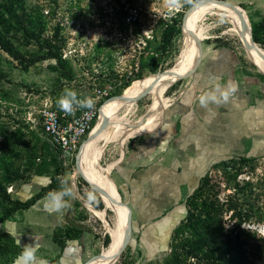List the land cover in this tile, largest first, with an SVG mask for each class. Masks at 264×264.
<instances>
[{"label": "rangeland", "instance_id": "374dc122", "mask_svg": "<svg viewBox=\"0 0 264 264\" xmlns=\"http://www.w3.org/2000/svg\"><path fill=\"white\" fill-rule=\"evenodd\" d=\"M224 1L236 5L238 9L242 10L245 15L248 16L250 20V24L247 20L249 31L250 25L253 26L254 23L258 22L255 21L256 18L253 15L254 11H251L247 6L243 5L242 0ZM133 2L145 11L147 20L150 21V19L156 16L161 18L157 26L158 28L162 22L166 23L171 20L182 19V32L181 35L174 40L173 46L166 54L161 52L160 42L157 39L150 42L149 46L144 51H148L147 54L150 55L149 58H147L144 53L139 55V47H143V45L138 43L139 41L135 45L129 46V54L126 61L120 59L118 63V65H120L123 69L122 73H128V71L131 70V66H134L138 59L141 61L142 71H140L135 80L130 82L131 85L127 89L122 88V93L119 95H124L125 99L120 97L114 98L109 108L106 109L107 113L102 114V118L96 126L100 125L93 132L94 134L89 137L88 148L96 134L102 131L115 130L116 123H118L119 120L121 122L124 121V123L131 124L140 120L144 122L146 121L148 118L146 117L147 114L150 113L152 109L155 110L153 106L154 98L152 96L154 83L164 72L172 68L178 71L181 65L180 59L185 44L184 34L187 28H184L183 31V27L186 26L184 25L185 16L187 15L188 17V15L195 9L197 12L202 8L210 6L208 3L214 1L191 0V2H188V0H181L182 6L178 9L170 7L167 0H133ZM204 2L208 5L201 6L200 4ZM79 3L81 4L82 1L79 0ZM26 7L28 12H31V15L29 14L30 17L34 18L35 22L32 27L34 30H37L41 41L47 42L52 46H56L60 56L64 46L66 30L60 27V22L56 23L52 17L45 15L41 11L40 7L36 6L35 8L32 0H27ZM101 14L102 17L107 16L104 9ZM203 26L208 29V36L202 38L200 41L203 43L205 51L207 48H213L215 50L233 52L235 55L242 57L249 67L262 73L261 78L264 80V72L260 71L257 65L249 58L241 39L233 33L234 27L228 19L218 15L208 16L204 21ZM12 43L13 48L27 58H40L45 54L44 51L39 49L37 44L27 43L22 36L12 38ZM95 48H100L96 52V60L89 64L84 62L86 67L91 69L93 66L101 71L106 69L112 71L116 66V61L113 56H116V52L118 50L112 49L110 51V46H97ZM132 51L136 52L134 53ZM131 53L132 55H135L134 58L131 57ZM122 55H124V53ZM106 56L110 58L109 61H105ZM79 63L80 62H77L76 66L79 67ZM54 65L55 60H45L35 64L33 67L29 68V70L23 71L18 67L16 62H13L12 58L8 54L0 49V144L1 146L5 144L10 146V151L8 153L9 156L2 161L0 157V179H3L4 175L10 171L11 176H13V178L18 177V179L15 181L16 183L8 185V192L15 195L17 190L21 189L23 193L21 195V199L28 200L31 196H33V194L37 193L40 188L50 184L51 178L57 168L62 170L59 177H67L68 186L73 190V195L65 198L68 201L69 206L61 210L59 213H53L54 216L51 214V216H49V220L45 216H41L36 210L18 212L20 214L15 217V222H17L20 230L24 234L29 235L30 243L33 238H39V236L43 235V237L41 236L42 239L47 241V238L50 237V239L57 244L60 249L59 251H62L63 248L60 243L65 241L67 244L69 242L66 235H69L70 233V235L76 236L75 231L69 229L67 225L64 224L68 219V215H66V213L70 214L69 211L72 209L76 214V216L72 218V220H74L73 223L80 227V229H83L84 226L85 231L89 232L88 234L91 235L90 240L87 242V246H89V249L91 248L92 252L90 255L92 258L100 255L105 249H107L112 240L105 227V219L102 220L92 211L93 209L106 212V201L102 195H99L92 189V187L81 177L78 171V168H80L81 158H83L85 162L83 166L87 168L89 175L93 178L95 183L99 185L97 179L92 173L90 164L86 162L87 153L84 154L83 152L80 157V152L75 158L64 161L51 148L48 140L42 134L38 133V129H32L30 127L32 124L27 122L28 112L33 109L32 106L38 104V100L35 99L36 96H42V94L43 96H47L53 93L60 96L63 92L60 90V84L62 82H57L59 79L58 72L53 68ZM68 65H70L73 69L74 75L80 72V70H78V68L73 64L70 63ZM140 74L141 76L139 77ZM65 79L67 78H64V80ZM168 79L169 78L166 76L162 80L159 89L167 82ZM187 79L189 78L181 79L167 88L165 94L163 95L165 100L163 104L164 107L160 111V114L157 115L160 120L165 116L166 111L177 99V95ZM144 81L149 82L144 84ZM147 89H150L151 91L147 97L135 104L128 103L127 107L123 108L120 112L116 110L119 105H122L126 101L129 95H133L132 98H135ZM55 90L56 92H54ZM159 119L157 121L158 123L160 121ZM104 122H108V127L101 130ZM143 134L133 135L124 143L114 141L105 144L104 141H100L98 146H104V151L101 154L96 167L99 170H104L105 173L108 169H111L107 175L109 174L111 178H113V168L116 166V162L123 159V156L128 149L130 140ZM87 142L88 140L84 143L83 147ZM248 159L252 160L249 164L241 165L237 171L229 170V173H233V175L236 176V181L240 182L241 185H244L246 182L252 183L254 191L256 190V195L254 197L253 195L251 196V202L256 203L255 214H253L254 217L251 218L250 221L244 223L243 226L253 229V232H255L256 236L259 237H257V240L264 245V236H259V231L257 230L260 226H264V155L258 158ZM213 172L215 174L214 176H216H213V184L218 186L215 191L219 197L224 199L228 195L236 194L237 189H235L234 185H228V179L225 177V171L222 168L215 169ZM15 174L17 175L14 176ZM23 189L27 192H24ZM89 191H94L95 193V200L90 206L86 203V193ZM119 193L122 202L127 203L122 193L120 191ZM13 197L16 199L19 198V196L16 195ZM79 202L81 203L80 207L77 206ZM112 203L115 204L113 200ZM101 204L102 208H98ZM127 211L130 215L128 209ZM2 214L3 209L0 203V215ZM117 215L118 214L112 209L107 210L106 219L111 226L115 224ZM232 215L233 212L225 215L224 220L227 227L232 226L236 222V219L231 221ZM258 219L260 220L258 221ZM132 222L131 242L128 248L119 257L116 264H163L164 260L171 253L174 232L179 225L173 232L169 231V233L165 234L167 230L164 233L161 231L162 242L160 243V246L158 245L156 250L154 249L153 251V247L149 248V246H151L150 242L152 238H145L143 232L144 229H146L145 226L137 223L134 216H132ZM162 228L163 227H160V230ZM61 230L64 231L65 236L56 239V234ZM0 233L4 234L3 232ZM107 235L110 237V243L108 246L105 244V238ZM47 246L49 247L48 243H46L43 248H46ZM42 251L38 250V252ZM53 256L55 255L48 254V257H51L53 261H57L58 257ZM99 258L100 257H97L89 264H98L96 261Z\"/></svg>", "mask_w": 264, "mask_h": 264}, {"label": "crops", "instance_id": "0c3cea01", "mask_svg": "<svg viewBox=\"0 0 264 264\" xmlns=\"http://www.w3.org/2000/svg\"><path fill=\"white\" fill-rule=\"evenodd\" d=\"M242 3L254 11L255 21L264 17V0H242ZM261 77L262 73L233 52L203 48L199 68L181 87L165 116L158 123L156 115L147 130L155 129L131 139L123 159L116 162L112 179L132 207L135 221L145 226V238H152L148 246L153 251L162 242L161 231L173 232L186 218L187 199L215 164L264 155V80ZM229 81L237 88L228 103L201 106L199 97L205 91H211L217 84L226 86ZM19 190L15 195L24 201ZM109 196L115 203V194L109 192ZM44 201L45 197L27 212L36 210L49 220L53 213L44 209ZM69 212L64 224L75 225L72 218L76 214L72 209ZM19 214L0 223V232L14 233L10 235L22 247L30 243V237L15 222ZM160 227L163 228L160 230ZM88 233L84 231L75 240H69L62 251L50 237L46 241L41 235L35 238L38 250H43L37 252V257L46 259L48 264H85L92 252L87 246L91 236ZM46 243L49 247L43 248ZM48 254L58 257L57 261Z\"/></svg>", "mask_w": 264, "mask_h": 264}, {"label": "trees", "instance_id": "16d2710c", "mask_svg": "<svg viewBox=\"0 0 264 264\" xmlns=\"http://www.w3.org/2000/svg\"><path fill=\"white\" fill-rule=\"evenodd\" d=\"M206 5L208 4L201 6ZM26 6L27 0H0V49L8 54L23 71L29 70L41 61L55 60L53 68L58 72L57 82H62L64 78H72L74 76L73 69L68 65V62L61 59L58 48L47 42H42L37 30L33 29L35 21L33 17H30L31 12H28ZM182 22V19L162 22L157 29L156 38L160 42L163 54L169 52L174 40L181 35ZM252 30L254 41L264 49V17L253 24ZM17 36H22L27 43L37 44L39 49L45 52L44 56L27 58L21 55L13 48L12 38ZM130 85V82L127 83L124 89ZM60 90L62 91V89ZM38 133L43 135L41 129L38 130ZM48 143L59 155L49 141ZM9 151V145L2 146L1 161L9 156ZM250 161L252 160L248 158H239L215 164L201 179L199 187L187 199V216L175 230L171 253L163 264H264V245L257 240L255 232L245 230L242 226L254 217L256 203L251 202V196L256 195V190L254 191L252 183L246 182L241 185L236 181V176L229 173V170L237 171L241 165H247ZM218 168L225 171L228 185L235 186L236 194L228 195L224 199L218 196L215 191L218 186L213 184L215 175L213 171ZM61 173L62 170L57 168L48 186L43 187L32 198L23 201L14 198L8 192V185L16 183L15 181L18 179V177L13 178L8 171L3 179H0V203L3 209L0 223L10 220L18 212L29 210L40 199L46 197L49 191L58 190L60 180L57 178ZM80 204L79 202L77 206L80 207ZM98 208H102V204ZM230 212H233L231 221L236 219V222L227 227L224 218ZM67 227L76 233V236H72L70 233L66 235L67 240H75L79 234L85 231L73 224H69ZM64 236V231L61 230L56 234V239ZM109 243L110 237L107 235L106 246ZM60 245L64 249L65 241ZM21 251L22 247L12 235L0 233V264H13Z\"/></svg>", "mask_w": 264, "mask_h": 264}, {"label": "built area", "instance_id": "2783aa9c", "mask_svg": "<svg viewBox=\"0 0 264 264\" xmlns=\"http://www.w3.org/2000/svg\"><path fill=\"white\" fill-rule=\"evenodd\" d=\"M32 1L35 8L40 7L45 15L52 17L56 23L60 22V27L66 30L61 59L74 66L80 62L79 67L76 66L80 72L63 80L60 88L62 91L65 88L73 89L79 98L90 96L94 100L92 109L76 108L72 114H67L57 106L59 96L56 93L47 96L42 94L35 97L38 104L28 112L27 122L32 124L30 127L41 129L59 156L64 161L70 160L77 156L97 125L103 106L119 95L122 88L135 80L142 71L138 59L128 73H122L119 60L126 61L129 46L138 41L143 45L139 47V55L144 53L149 58L148 51H144L150 42L157 39L156 31L161 18L156 16L147 20L145 11L133 0H81V4L79 0ZM103 9L107 14L105 17L101 14ZM94 46H110V51L118 50L113 56L116 66L112 71L86 67L84 62L89 64L96 60V52L100 48ZM131 57L135 55L131 53ZM109 60L106 56L105 61ZM1 148L0 144V151Z\"/></svg>", "mask_w": 264, "mask_h": 264}, {"label": "bare ground", "instance_id": "6f19581e", "mask_svg": "<svg viewBox=\"0 0 264 264\" xmlns=\"http://www.w3.org/2000/svg\"><path fill=\"white\" fill-rule=\"evenodd\" d=\"M212 1L214 2L208 3L210 6L202 8L197 12L195 9L186 18L185 24H184L186 26H184V28L186 27L187 28L184 34L185 44H184V49H183L181 59H180L181 65L178 71L172 68L164 72L154 83L153 90H152V96L154 98L153 106L155 110L152 109V114L146 119V121L144 122L140 120L136 123L131 124V123H124V121L121 122L119 120L118 123H116L115 130L102 131L96 134L93 137L89 148H88V145H89V138H88V142L85 144L84 147H82L80 151L81 152L80 157L82 156L83 152L84 154L87 153L86 162L90 164L92 173L97 179L99 185L95 183L93 178L89 175L87 168L83 166L85 163L84 159L81 158L80 168H81L82 175H84V178L87 179L92 184L102 187L103 190L106 191L108 194L109 192L115 194V204L112 203L110 196L101 194L102 197L106 201V212L97 211V210L92 209V211L96 213V215L99 218H101L102 220L105 219V223H106L105 227L108 230L111 236V240H112L109 247L103 251V257H100L96 261V263L98 264H116L117 263V260H118L117 255H118L119 249L122 246L123 239H124L126 232L128 231V225H129V213L126 207L123 205V202L117 191V186L114 180L111 178L109 174L107 175V173H109L111 169H108L105 173L104 170L102 169L99 170L96 167V165L99 162V158L104 151V146H98V144H100L99 142L104 141L105 144H107V143L114 142V141H120L121 143H124L129 137L133 135L147 133L155 129L154 128L152 130H147L151 122L155 118V116L159 115L160 111L164 107L163 104L165 100L163 98V95L165 94L167 88L170 86V83L176 81V79L179 76H182L185 73L189 72L191 69H193L196 62L199 60V57H200V51H199L200 43L199 42L202 40V38H205L208 36V29L203 26L204 21L207 19L208 16L218 15L221 17H225L233 25L234 27L233 33L241 39L242 43H243V40L252 42L251 33L249 31L248 24H247V20L250 24V20L248 16L245 15V13L239 9V11H241L244 14V17H242L241 14H239L238 12L237 7L234 8L229 4L217 2V0H212ZM245 49H246V53L249 56V58L257 65V67L262 72H264V58L261 56L259 51L255 47H252V46H249L248 48H245ZM261 50L264 54V49H261ZM166 76L169 79L159 89V86L162 80ZM148 82L149 81H144L143 83L147 84ZM132 97L133 95H129L127 99H132ZM112 101L113 99L107 102L103 106L102 111H101V116L103 113L104 114L107 113L106 109L109 108ZM128 103L129 102L126 100L122 105H119L116 110L120 112L123 108L127 107ZM98 126H95L91 135L94 134L93 132L96 130ZM109 209H112L118 214L116 216V221L113 226H111L106 219L107 210Z\"/></svg>", "mask_w": 264, "mask_h": 264}, {"label": "clouds", "instance_id": "9594fccd", "mask_svg": "<svg viewBox=\"0 0 264 264\" xmlns=\"http://www.w3.org/2000/svg\"><path fill=\"white\" fill-rule=\"evenodd\" d=\"M191 2V0H188ZM167 3L172 8H180L182 6L181 0H167ZM236 84L233 81H229L226 86L215 85L211 91H205L200 97L201 106L207 108L209 104H226L229 101L230 96L236 91ZM57 106L67 114H72L76 108L80 109H92L94 107V100L90 96H85L79 98L75 90L65 88L60 94L57 100ZM88 115V113H85ZM60 180V188L58 190L49 191L46 194L43 207L49 213H59L64 208L69 206L66 197L73 195V190L68 186L67 177L57 178ZM87 201L86 203L90 206L95 200L94 191H89L86 193ZM243 226V225H242ZM245 229L253 232V229ZM259 236H264V226H260L258 229ZM14 235V233H10ZM258 237V236H257ZM259 238V237H258ZM20 243V241H17ZM39 249L38 242L33 238L31 243L23 244L22 251L15 258L14 264H48V261L43 258L37 257V252Z\"/></svg>", "mask_w": 264, "mask_h": 264}, {"label": "water", "instance_id": "95a60500", "mask_svg": "<svg viewBox=\"0 0 264 264\" xmlns=\"http://www.w3.org/2000/svg\"><path fill=\"white\" fill-rule=\"evenodd\" d=\"M217 2L225 3V4H229V5H231L232 7L236 8V5H234V4H232V3H229V2H227V1H224V0H217ZM238 12H239V14H241L242 17H244V14H243L241 11H239V9H238ZM186 18H187V15L185 16L184 24H185V20H186ZM183 29H184V27H183ZM250 31H251L252 42H248V41H244V40H243V45H244V47H245V48H248L249 46L255 47V48L259 51V53L261 54V56L264 58V54H263V52H262V50H261L262 48H260L259 45H258V44L254 41V39H253V30H252V26H250ZM199 51H200V57H199V60L196 62L195 66L193 67V69H191L189 72L185 73L184 75L179 76V77L176 79V81L170 83V86H171L172 84H174L175 82L181 80V79L191 77V76L197 71V69L199 68V66H200V64H201L202 58H203V43H202V42H200V44H199ZM260 71H261V70H260ZM156 75H158V74H156ZM150 92H151L150 89H147V90H145L144 92H142L141 94H139L138 96H136L135 98H132V99H126V100H127L129 103H131V104H135V103H137L138 101L142 100L143 98L147 97V96L150 94ZM118 97L125 99V98H124V95H117V96L111 98L110 100H112V99H114V98H118ZM151 112H152V111H151ZM151 112L148 113L146 117H149V116L151 115ZM107 127H108V122H104V123L102 124L101 130L106 129ZM89 136L91 137V134H90ZM88 138H89V137H88ZM87 140H88V139H87ZM87 140H86V141H87ZM86 141H85V142H86ZM82 147H83V146H82ZM81 149H82V148H81ZM81 149H80V151H81ZM80 151H79V153H80ZM77 168H78V165H77ZM78 171H79V174L81 175V177H82V178H83V179H84V180H85V181H86V182L92 187V189H93L95 192H97L99 195H101V194L103 195V194H104V195H108V196H109V194H108L106 191H104L102 187H100V186H98V185H95V184H92V183L89 182L87 179H85L84 176L82 175L81 171H80V168H78ZM117 191H118V193H119L118 188H117ZM119 195H120V193H119ZM120 197H121V196H120ZM100 198H101V197H100ZM123 205H124V206L129 210V212H130V215H129V225H128V231L126 232V234H125V236H124L122 246H121V248L119 249V252H118V255H117V259H119V257L123 254V252L128 248V246H129V244H130V242H131V238H132V225H133V222H132V216H133V209H132V207H131L128 203H124V202H123ZM97 257H103V252H102L100 255H98V256L92 257V258L89 259L85 264H89L90 262L94 261Z\"/></svg>", "mask_w": 264, "mask_h": 264}]
</instances>
